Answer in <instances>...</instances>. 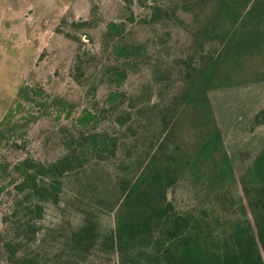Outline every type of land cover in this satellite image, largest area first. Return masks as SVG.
Returning a JSON list of instances; mask_svg holds the SVG:
<instances>
[{
    "label": "rangeland",
    "instance_id": "obj_1",
    "mask_svg": "<svg viewBox=\"0 0 264 264\" xmlns=\"http://www.w3.org/2000/svg\"><path fill=\"white\" fill-rule=\"evenodd\" d=\"M218 5L222 0H0V122L12 108L26 130L16 148H0L7 166L0 168V264H19L3 247L17 233L18 256L36 255L40 264H119L112 242L123 213L119 184L138 180L152 159L173 168L166 200L199 222L208 242L222 244L248 223L264 263V48L237 56L228 50L241 22ZM109 22L123 23L125 40L146 53L126 67L119 86L109 82L113 68L124 66L105 38ZM23 88L41 91V104L24 101ZM110 92L119 96L109 101ZM87 113L95 118L82 127L77 119ZM80 132L115 140L113 154L90 152L62 179L58 202L43 203L40 218L29 220L33 233L21 235L26 218L23 196L9 184L12 164L26 156L55 161ZM87 224L96 231L92 247L73 250L70 235ZM152 238L145 247L135 242L129 257L151 263Z\"/></svg>",
    "mask_w": 264,
    "mask_h": 264
},
{
    "label": "trees",
    "instance_id": "obj_2",
    "mask_svg": "<svg viewBox=\"0 0 264 264\" xmlns=\"http://www.w3.org/2000/svg\"><path fill=\"white\" fill-rule=\"evenodd\" d=\"M218 8L233 22L239 19L241 22L239 28H233L229 33L231 43L228 50L237 56L241 52L245 53L249 47L264 48V0H222V5H218ZM124 31L123 23L109 22L104 33L105 38L111 42L113 57L125 66H115L109 75V82L116 86L125 79L126 67H136L146 57L143 46L129 44L125 40ZM239 35L242 38L237 41ZM76 70L80 71L78 65ZM79 76L76 75L75 78L78 80ZM41 93L32 88L21 90L22 99L30 106L41 104L37 98ZM108 96L109 101H113L119 93L110 92ZM15 106L17 110L21 104L17 103ZM94 118L87 113L77 121L80 126L85 127ZM24 125L14 120L10 108L0 122V148L3 145L9 149L16 148L17 139L23 138L26 133ZM77 138L76 141L71 138L65 144L67 153L55 161L43 163L26 156L12 164L13 176L9 184L13 185L16 195L23 196V201L19 204L23 207V216L26 218L17 227L21 235L28 236L33 233L29 220L40 218L43 203L58 202L62 179L80 168L87 161L86 156L90 152L96 156H110L116 147L115 140H107L92 133L85 135L80 132ZM6 167L0 166L3 171H6ZM137 179L119 184L123 213L114 230L112 241L123 256L119 264H264L248 223L237 225L229 239H225L222 244L218 241L208 242L207 232L200 227L199 222L191 215H181L172 208L165 196L166 188L175 181L173 168L169 164L161 165L152 159L140 171ZM154 234L151 263H142L129 257L128 251L135 242L144 247L148 246ZM16 235L17 238L20 237L18 233ZM95 237L93 226L84 225L70 235L71 248L81 252L88 251ZM17 238L6 236L4 240L7 259L19 264H40L36 255L18 256L23 242Z\"/></svg>",
    "mask_w": 264,
    "mask_h": 264
}]
</instances>
